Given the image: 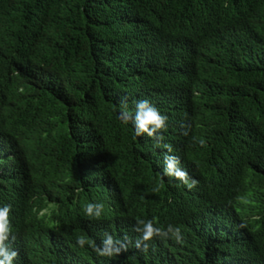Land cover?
<instances>
[{"label":"trees","instance_id":"1","mask_svg":"<svg viewBox=\"0 0 264 264\" xmlns=\"http://www.w3.org/2000/svg\"><path fill=\"white\" fill-rule=\"evenodd\" d=\"M122 98L168 117L164 143L194 189L117 118ZM9 119L37 137L31 172ZM0 156V192L48 207L12 228L17 250L42 230L27 264H97L76 240L113 236L118 210L133 227H180L183 243L157 238L98 264H264V0H0ZM89 202L103 203L99 220Z\"/></svg>","mask_w":264,"mask_h":264},{"label":"clouds","instance_id":"2","mask_svg":"<svg viewBox=\"0 0 264 264\" xmlns=\"http://www.w3.org/2000/svg\"><path fill=\"white\" fill-rule=\"evenodd\" d=\"M117 118L122 124H132L135 137L139 138L146 136L150 138L157 147H162L166 150V153L163 156L164 175L174 177L189 190L194 189L198 185L199 182L189 177L188 173L180 167L179 157L168 154L171 153L173 149L170 144L164 143L165 137L162 135L167 127L168 117L162 115L160 111L149 102V100L143 99L136 101L135 112L133 114L128 110L127 98H122ZM6 127L11 133L12 140L7 137L6 139L9 142L12 141L15 144V147H24L29 150V152L24 154V161H26L25 170L27 172L33 171L34 167L31 162L35 164L34 148L37 143V137L16 119H9L6 123ZM180 128L181 135L187 137L191 131L190 125L181 123ZM199 144L203 147L205 141L200 139ZM15 147L14 150L17 151ZM5 156L9 157L12 156V154L7 152ZM3 157L4 156H0V159ZM5 166L6 164L0 165V169L5 168ZM162 186L163 177H161V183L155 186L153 191H160ZM11 189L18 190L19 187ZM8 200L19 206L8 205L6 203ZM17 200L19 203L10 199L9 194L6 191L4 194L0 192V264H27L24 262V259H21V253L23 251H28L37 245L38 236L42 230L39 227H34L27 232L28 240L26 244L19 250L15 248L13 242L15 237L12 235V228L18 226L20 220H22L21 216H26L31 209L33 214L36 213L38 217H49L48 207L36 211V208L29 206L24 191L17 196ZM195 204H197V201H195ZM124 206V203H122L118 208L124 209ZM103 211L104 205L99 202H89L83 209L84 215L90 220H99L102 217ZM118 212L119 225L113 230V236L107 232L104 234V238L100 245H95L94 241L89 242V240L83 235L79 236L76 240V244L81 248H83L85 244H89V246L93 248L98 263L101 257H123L127 252H130L131 254L132 252H147L149 243L157 238L161 240L174 239L177 243H183L184 237L181 228L178 226L172 224H168L166 227L157 226L158 220L157 218H153L149 220L137 219L136 226L133 227V224L129 220L128 222L124 221L126 216H122L123 210H118ZM17 215L21 216L18 217ZM224 252L225 250L220 252L218 249L215 251L217 260L220 259Z\"/></svg>","mask_w":264,"mask_h":264}]
</instances>
